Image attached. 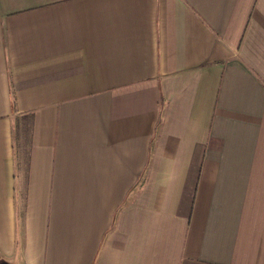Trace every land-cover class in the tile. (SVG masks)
<instances>
[{"label": "crops", "instance_id": "1", "mask_svg": "<svg viewBox=\"0 0 264 264\" xmlns=\"http://www.w3.org/2000/svg\"><path fill=\"white\" fill-rule=\"evenodd\" d=\"M0 264H264V0H0Z\"/></svg>", "mask_w": 264, "mask_h": 264}, {"label": "rangeland", "instance_id": "2", "mask_svg": "<svg viewBox=\"0 0 264 264\" xmlns=\"http://www.w3.org/2000/svg\"><path fill=\"white\" fill-rule=\"evenodd\" d=\"M17 131V140L16 141V144H17V151H18V157L20 159H25L23 162H26V153H27V146H28V141H27V138L23 141V144L21 145L20 142H19V139H20V133H19V130H16ZM26 133L28 134L29 133V127L28 129L26 130ZM25 138V137H24Z\"/></svg>", "mask_w": 264, "mask_h": 264}]
</instances>
